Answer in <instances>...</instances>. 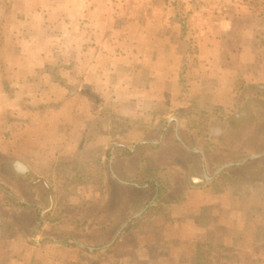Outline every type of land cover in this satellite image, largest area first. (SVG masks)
Segmentation results:
<instances>
[{
  "label": "crops",
  "instance_id": "crops-1",
  "mask_svg": "<svg viewBox=\"0 0 264 264\" xmlns=\"http://www.w3.org/2000/svg\"><path fill=\"white\" fill-rule=\"evenodd\" d=\"M174 9L173 0H0V213L31 211L36 218L35 208L51 213L63 195L70 205L88 206L98 192L80 184L66 193L63 176L77 173L63 174L60 166L96 150L107 162L106 181L124 189L159 190L169 180L165 170L179 168L174 181L193 186L176 205L213 220L188 226L200 233L217 225L235 229L233 219L222 220L223 195L202 188L224 169L249 164L250 156L207 173L210 162L219 164L222 135L242 129L235 124L241 113L217 115L235 110L241 86L264 93V47L253 38L222 49L215 37L232 31L219 22L206 33L213 39L191 56ZM115 120L135 126L128 133L133 145L119 140ZM199 128L209 137L198 136ZM151 130L160 131L159 143L144 139ZM225 164L232 165L215 174ZM3 229L11 230L5 249L21 253V264H29L32 252H44L46 264H72L76 257L74 249L52 243L31 251L23 229L0 219Z\"/></svg>",
  "mask_w": 264,
  "mask_h": 264
},
{
  "label": "rangeland",
  "instance_id": "rangeland-1",
  "mask_svg": "<svg viewBox=\"0 0 264 264\" xmlns=\"http://www.w3.org/2000/svg\"><path fill=\"white\" fill-rule=\"evenodd\" d=\"M173 1L175 14L186 26L184 31L191 46V56L199 43L206 44L213 39L206 33L219 22L222 29L232 31L215 37L222 49L228 51L238 44H251L253 38L259 47H264V0ZM238 91L242 95L235 110L230 114L221 111L220 115H215L230 117L241 113L244 120L235 123L239 129L242 128L241 132L222 135L221 142L225 148L216 159L219 164L210 162L208 165L209 175L222 163H240L248 156L264 153V93L257 91L256 95L250 86H241ZM115 122L114 131L124 137L119 140H124L127 146L133 145L135 138L128 133L135 126L120 120ZM235 124L226 125L236 127ZM170 130L171 127L168 132ZM198 130V136L209 137L204 128ZM182 132L184 135L187 129H182ZM160 135L159 130H151L143 136L150 142L159 143ZM190 136L194 137L195 133H190ZM98 153L96 150L80 152L82 157L72 162L62 161L60 166L63 174L77 173L71 178L63 176L61 185L66 188V193L77 189L80 184L93 186V191L98 192L88 206L84 201L70 205L63 195L58 208L51 213L44 211L45 207L35 208L36 218L31 211L11 215L0 213V219L8 227L12 223L23 229L31 251L45 243L65 245L76 251L77 259L75 262L73 258L72 264H264V157L249 160V164L237 168L224 169L215 175V181L205 182L202 189L223 195L221 203L226 207L221 211L223 222L231 218L236 227L233 231H226L217 225L214 230L200 233L188 225L194 220L196 225L212 224L213 220L202 211L193 216L186 208L176 205L183 192L190 191L193 186L174 181L177 174H182L179 168L165 170L169 180L158 185L159 190L152 187L146 192L134 191L106 181L107 162L101 160ZM128 168L126 166L125 170L129 171ZM195 172L201 178V171L195 168ZM102 189H106L104 195L109 197L103 196ZM158 191L160 196L153 203ZM204 197L203 194L201 200ZM139 211L142 213L134 217ZM241 223L242 229L239 227ZM4 229L0 230V264H21L17 261L21 253L13 256L3 245L11 233V230ZM143 243L146 251L141 248ZM140 254H146L149 261L139 260ZM44 255V252H32L29 264H46Z\"/></svg>",
  "mask_w": 264,
  "mask_h": 264
},
{
  "label": "water",
  "instance_id": "water-1",
  "mask_svg": "<svg viewBox=\"0 0 264 264\" xmlns=\"http://www.w3.org/2000/svg\"><path fill=\"white\" fill-rule=\"evenodd\" d=\"M261 156H264V153L252 155V156L248 157V159L252 160V159L259 158V157H261ZM246 160H247V159H245L243 162H245ZM231 165H232V164H225V165H222V166H221V167L215 172V174L219 173L221 170H223L224 168L229 167V166H231ZM205 178H206V179H210L209 177H206V176H205ZM141 213H142V211H141L140 213L135 214L134 217L139 216ZM124 226H126V223L123 225V227H124ZM123 227H122V228H123Z\"/></svg>",
  "mask_w": 264,
  "mask_h": 264
},
{
  "label": "trees",
  "instance_id": "trees-1",
  "mask_svg": "<svg viewBox=\"0 0 264 264\" xmlns=\"http://www.w3.org/2000/svg\"><path fill=\"white\" fill-rule=\"evenodd\" d=\"M128 154H131L129 151H127Z\"/></svg>",
  "mask_w": 264,
  "mask_h": 264
}]
</instances>
